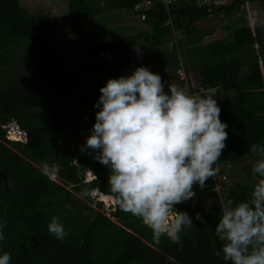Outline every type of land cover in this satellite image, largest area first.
<instances>
[{"label":"trees","instance_id":"obj_1","mask_svg":"<svg viewBox=\"0 0 264 264\" xmlns=\"http://www.w3.org/2000/svg\"><path fill=\"white\" fill-rule=\"evenodd\" d=\"M251 2L264 12V0H232L212 13L190 4L173 5L170 11L173 28L183 34L177 46L166 49L172 51L165 58L175 69L173 77L179 69L193 73L201 83L196 91L189 83L194 94L216 98L219 90L231 93L226 100L220 93L216 98L220 119L228 124V139L214 167L227 176L228 164L242 165L247 178L246 183L226 182L221 195L213 177L203 192L194 186L196 198L175 208L189 213L195 228L182 231L180 243L175 244L166 236L156 243L152 230L116 203L110 213L113 219L100 211L101 203L92 218L85 216L78 201L86 202L85 209L93 212L87 203L94 199L80 195L84 188L112 195L99 167L91 169L90 156L72 153L66 144L70 116L95 117L94 104L107 80L130 75L137 59L147 63L154 48L170 42L172 27L166 25L165 7L157 3L147 13L142 21L150 27L146 33L81 48L77 66L68 69L61 48L48 33L49 16L32 15L18 0H0V181L4 182L0 221L6 222L0 254L10 253L11 264H226L215 254L221 249L215 225L229 200L250 197L255 182L252 168L259 157L249 149L253 144L264 145V25L245 26L240 18L229 25L227 38L206 44L204 40L214 31L199 30L198 25L210 15L226 21ZM68 3L71 22L79 24L111 10L135 13L139 0ZM141 35L145 38L139 43ZM13 122L26 134V143L6 138L4 126ZM45 163L56 166L62 182L42 174ZM203 195L210 197L200 206L198 199ZM197 212L205 224L195 221ZM53 217L65 227L63 240L48 231Z\"/></svg>","mask_w":264,"mask_h":264},{"label":"clouds","instance_id":"obj_2","mask_svg":"<svg viewBox=\"0 0 264 264\" xmlns=\"http://www.w3.org/2000/svg\"><path fill=\"white\" fill-rule=\"evenodd\" d=\"M183 72L179 69L186 81ZM99 92L95 123L80 152L109 170L108 189L113 197L91 188H84L80 195L94 201L96 193L114 198L121 211L152 230L156 243L166 236L179 244V234L195 224L189 213L175 206L196 198L194 186L206 190V181L217 174L214 165L226 147L228 124L220 119L217 99L172 83L166 92L161 76L145 66L108 79ZM249 151L259 157L252 168L255 182L250 197L229 200L215 225L221 243L215 254L226 264H264V145L253 144ZM55 171L56 166L43 165L42 174L50 179ZM99 203L104 207V202ZM195 221L206 223L199 212ZM5 226L0 221V241L5 239ZM48 231L57 240L67 235L58 217L51 219ZM11 259L8 252L0 254V264H11Z\"/></svg>","mask_w":264,"mask_h":264},{"label":"rangeland","instance_id":"obj_3","mask_svg":"<svg viewBox=\"0 0 264 264\" xmlns=\"http://www.w3.org/2000/svg\"><path fill=\"white\" fill-rule=\"evenodd\" d=\"M20 4L29 10V12L34 16L40 15H48L50 25L48 28V33L52 38V42L55 45H58L63 53L65 59V66L68 69L75 68L77 66L78 61V53L77 51L84 47L93 46L99 42H103L104 40L116 39L121 36H113V38H108V36L103 33H115L124 36L128 35L133 28L137 27L140 22V18L135 14L128 11H115L111 10L100 17L95 18V20H91L88 22L82 23H73L71 22V15L69 10L68 0H18ZM105 3H103L104 5ZM224 14L221 15L223 17ZM244 18L242 25L245 26H258L262 27L264 25V12L260 8L259 4L256 2L247 3L241 11L232 14L226 21L218 20L217 18H210L209 20L202 22L198 25L199 30H213L214 35L210 38H206L204 43H210L216 40L225 39L229 35L228 27L232 22H235L237 19ZM103 23V24H102ZM144 24V23H143ZM101 25V26H100ZM101 28L103 33H99V29ZM135 31V30H134ZM264 31V29H263ZM129 32V33H128ZM173 40L175 41L178 37L173 36ZM171 41V40H170ZM171 50L172 47L170 43H166L160 48H157L155 52L160 53V58L162 56H172V51L168 52L166 49ZM3 70L0 69V83L1 76ZM246 70L242 72L244 76ZM159 74L162 78V82H164L165 87H168L170 83L174 84V79H171V75L168 71H160ZM186 82V81H185ZM220 96L223 98H230L229 92L219 90ZM216 93L215 96L219 100V94ZM223 100V99H222ZM223 100V101H225ZM70 129L66 136V144L69 150L72 153L80 154V146L85 143L86 137L90 134V129L92 125L95 123V117H84L79 119L76 116H70ZM80 156V155H78ZM89 164L91 165L92 170H96L99 167V172L105 180V184L108 185V177L109 170L101 165L99 162L94 161L90 157ZM228 171L227 174V182L228 184H233L235 182L246 183L247 178L245 177V173L242 169V165L240 166H232L228 164L226 166ZM96 172V171H95ZM59 171L56 169L55 175L52 177L57 183L62 182L59 178ZM94 179L88 178L87 181ZM222 192L220 193V195ZM209 195H203L199 197L198 204L200 206L204 205V202L208 200ZM100 199V198H99ZM96 200V199H95ZM98 200V199H97ZM79 207L84 211L85 216L92 218L93 214L97 209H94L91 206L93 212L85 209L86 202L80 200ZM95 201L92 202L94 206ZM88 205V203H87ZM104 208L100 211H103L105 215L108 216L109 212H114L111 208H107V204H103ZM109 205V204H108ZM113 219L112 215L110 217Z\"/></svg>","mask_w":264,"mask_h":264},{"label":"built area","instance_id":"obj_4","mask_svg":"<svg viewBox=\"0 0 264 264\" xmlns=\"http://www.w3.org/2000/svg\"><path fill=\"white\" fill-rule=\"evenodd\" d=\"M232 0H139V4L135 8V14L142 20L147 19V13L154 7L157 3L163 5L165 9L168 12V22L167 26L172 27V37L176 36L178 37L175 41L171 37L170 45L173 49L174 46L178 45V40H180L183 37V34L180 31H175L173 28L172 22L173 17L170 13L171 8L173 5L179 6L181 4H190L195 5L197 7H205L210 13H212L215 9L217 10L220 7H227L229 6L230 2ZM212 18V16H209V19ZM6 133H7V139L9 141H18L21 143H26V134L20 130L18 125L16 123H10L6 126H4ZM218 169L217 174L213 177L215 185H216V191L221 193L222 190L226 187L225 183L227 182V176L225 174H221V168L215 167ZM96 198L95 205L97 206V203L104 202L107 204V208L113 207V211L115 210V202L110 199H105L98 193L94 196ZM100 198V199H99ZM98 199V200H97ZM109 204V205H108ZM108 217H110V213H108Z\"/></svg>","mask_w":264,"mask_h":264},{"label":"crops","instance_id":"obj_5","mask_svg":"<svg viewBox=\"0 0 264 264\" xmlns=\"http://www.w3.org/2000/svg\"><path fill=\"white\" fill-rule=\"evenodd\" d=\"M129 12H131V11H129ZM139 21L142 22L141 19ZM149 30H150V27L148 25L143 24V22H142V23L138 24L137 27L133 28V30H131L130 33L128 32L129 33L128 35L125 34L124 36H122V35L115 34V33H111V34L110 33H103L101 28L99 29V33H103L104 35L108 36V38H113V36L116 35V36H121V37L116 38V39H124V38H127L128 36H131V35L144 34ZM144 38L145 37L143 35H141V40L139 41V43H142ZM110 40H113V39H110ZM110 40H104L103 42L110 41ZM99 43H101V42H99ZM158 48H160V47H158ZM155 50H157V48L153 49L152 57L149 58V61L147 63L143 59H137L136 63H135L136 68L140 67V66H145L154 74H157L160 71H168L169 74L171 75V79H174L173 85L177 86L179 88L185 89L189 92H191L190 91V85L194 91H196L201 86V83H199L195 79L196 78L195 75L193 73L189 74V73L185 72V70L183 72V75H184V78L186 79V82L179 75V70H178V72H175L177 77L174 78L173 77V71H175V69L173 68V66L170 65L169 62L166 60V58H165L166 56H162V58H160V53L155 52ZM96 61H97V59H93V62H96ZM77 64H78V61H77ZM189 83H190V85H189ZM165 89H168V87H165Z\"/></svg>","mask_w":264,"mask_h":264},{"label":"water","instance_id":"obj_6","mask_svg":"<svg viewBox=\"0 0 264 264\" xmlns=\"http://www.w3.org/2000/svg\"><path fill=\"white\" fill-rule=\"evenodd\" d=\"M112 200L114 201V198H112Z\"/></svg>","mask_w":264,"mask_h":264}]
</instances>
